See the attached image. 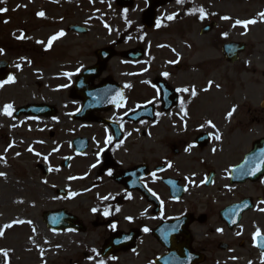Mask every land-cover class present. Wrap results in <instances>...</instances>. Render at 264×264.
I'll list each match as a JSON object with an SVG mask.
<instances>
[{
    "label": "flooded vegetation",
    "instance_id": "af4514ba",
    "mask_svg": "<svg viewBox=\"0 0 264 264\" xmlns=\"http://www.w3.org/2000/svg\"><path fill=\"white\" fill-rule=\"evenodd\" d=\"M19 1L13 4L16 10L26 6ZM113 3L116 5L115 0ZM174 3L176 0L156 11L157 19L151 29L144 23L149 7L146 0H132L128 8L117 6L123 24L104 33L105 38L116 35L117 39L93 52L86 40L90 29L86 35L67 30L75 24L87 28L88 20L84 23L81 14L84 2L76 3L74 22L70 9L57 4L56 8L64 7L61 30L65 35L59 40L65 43L60 49L55 47V70L42 73L27 70L12 52L9 41L15 27L11 30L3 26L4 21L10 24L14 14L8 15L10 5L6 4L7 11L0 17V48L4 49L0 55V83L10 76L15 82L0 88V117L6 116V104L13 105V114L27 106L49 107L41 117H6L26 120L31 126L40 125L52 141L47 153L66 151L64 157L69 163L65 170L70 174L69 185L63 190L67 199L80 193L79 197L94 202L81 209L82 218L75 215L83 235H97L99 246L95 251L88 249V256H101L106 239L118 237L123 239L125 248L133 249L113 254L107 259L112 260L110 264L133 253L147 256L146 264H159L161 259L176 264H261L264 226L256 223L254 216L263 213L259 209L264 208V177L254 182L232 181L231 171L241 163L245 152L233 151L237 159L232 162L228 160L232 150L213 152L215 135L219 133L221 139L226 136L221 129L210 130L208 116L198 113L200 89L193 84L199 81L191 82L177 63L174 70L152 66L155 54H164L166 48L163 44L149 45L148 35L161 29L165 21L158 13ZM157 20L160 27L156 26ZM51 23L52 28L56 27L57 21ZM60 32L56 30L53 35ZM98 49H110L114 56L101 66L98 76L78 86V77L88 68L98 66ZM13 88L19 92L12 93ZM6 90L9 95H5ZM85 98L88 100L83 103ZM60 135L63 139L54 145L53 140ZM109 135L112 142L105 143ZM80 139L86 140V151L78 154L73 141ZM221 139L217 144H221ZM189 145L195 147L186 151ZM216 154L223 155L220 158ZM93 164L97 167L92 168ZM205 179L207 183H203ZM105 196L107 200L103 199ZM105 210L109 215H104ZM145 227L149 229L147 233ZM257 229L261 237L254 241Z\"/></svg>",
    "mask_w": 264,
    "mask_h": 264
},
{
    "label": "rangeland",
    "instance_id": "374dc122",
    "mask_svg": "<svg viewBox=\"0 0 264 264\" xmlns=\"http://www.w3.org/2000/svg\"><path fill=\"white\" fill-rule=\"evenodd\" d=\"M20 1L26 6L16 10L13 4L10 5L8 15H14L10 24H4L3 29L13 30L12 27H15L11 31L10 41L14 40L18 30H24L27 44L21 48L20 54L22 64L27 70L53 72L57 66L54 61L57 54L55 47L60 49L65 41L54 42L55 46L50 53H42L41 50L53 32L62 29L64 7L70 9L74 22V15L77 14L74 7L79 0H52L47 4L37 0H30L28 3L27 0ZM82 1L84 4L81 14L84 23L88 20L87 26L91 30L86 40L93 52L109 40L117 39L116 35L105 38L104 33L122 25L123 20L120 12L114 10L117 8L111 0ZM185 3L203 8L210 18L201 23L198 22L199 14H184ZM54 4H63L64 7L56 8ZM41 11L45 12V17L35 18L34 14ZM261 11H264V0H184L182 4L174 3L161 10L159 15L162 18L169 15H175L176 18L148 35L149 45L163 44L166 48L164 54L163 51L155 54L152 65L155 69L174 70L173 65L179 63L191 82L199 81L193 84L199 87L201 93L198 113L207 115L206 120L215 124V128L210 130L225 131L226 138L222 137L221 144L214 142L212 145L217 152H226L225 149L237 151L239 154L248 152L253 141L264 138V110L260 108L264 101V22H260ZM223 16L231 19L224 20L221 18ZM237 19H255L258 23L248 28L234 27ZM53 20L58 25L52 28ZM209 22L216 23L215 29L200 36V28ZM99 32L102 35H98ZM38 40L44 43L38 44ZM230 41L246 45V50L236 65L226 64L220 54L222 43ZM76 42L81 43L79 40ZM157 50L156 48L155 51ZM77 53L78 50L75 54ZM48 65L52 66L47 69ZM209 90L216 91L226 101L221 108L217 109L210 104L213 99L208 98ZM11 91L19 92L16 88ZM9 92L6 90L5 95H9ZM233 107L236 112L229 119L227 114ZM45 139L46 132H42L40 125L31 126L26 121L0 117V156L5 157V160L0 161V173L5 174L0 176V231L4 232V236L0 237V249L8 251L9 264H100L101 261L107 264L108 260L104 261L99 256L85 257L88 256V249L93 250L99 246L96 243V234L83 235L65 231L58 233L50 230L43 221V212L62 208L82 218L81 209L94 203H90V199L86 200L84 196L79 197L80 193L72 199H60L54 193L55 189H65L69 185L70 171L56 170L66 151L61 149L59 152L47 153L46 148L52 141ZM62 139V135L58 136L53 140L54 145L59 144ZM29 148L33 151H28ZM36 152L41 155H35ZM233 154L234 152L228 159L229 162L237 159ZM222 155L214 156L221 158ZM45 156L48 157L47 161L44 160ZM43 161L52 169L48 178H43L36 168ZM19 220L25 223H16ZM254 220L264 226V212L256 214ZM8 224L13 226L5 228ZM141 256L129 254L119 258L117 264H144L148 257ZM0 264H4L2 255Z\"/></svg>",
    "mask_w": 264,
    "mask_h": 264
},
{
    "label": "snow or ice",
    "instance_id": "6c2138e0",
    "mask_svg": "<svg viewBox=\"0 0 264 264\" xmlns=\"http://www.w3.org/2000/svg\"><path fill=\"white\" fill-rule=\"evenodd\" d=\"M4 2H5V0H0V3H4ZM176 2H177L178 4H182V3L184 2V0H176ZM6 11H7L6 8H0V13L6 12ZM126 11H127V10H125V12H126ZM194 12H195V10H193V13H194ZM193 13H190V14H193ZM37 15H38L39 17H41V18L45 17V13H44L43 11L38 12ZM206 15H207V14L205 13V10H204L203 8H200V9H199V17H200V19H204V18L206 17ZM212 15H215V13H212ZM259 16L261 17V21H260V22H264V11H261V12L259 13ZM175 18H176L175 15H169V16L167 17L168 20H173V19H175ZM221 18L224 19V20H230V19H231V17H229V16H223V17H221ZM4 22L7 23L8 21H4ZM256 23H258V21L255 20V19H247V20H239V19H237V20L235 21V23H234L233 26H234V27H235V26H240V27H242V28H248L250 25H255ZM156 26H157V27H160V21H159V20H157V22H156ZM64 35H65V33H64L63 31H61V32L58 33L57 35H53V36L47 41V47H46L45 50H46V51L49 50V49L52 47V43H53V41L59 39L60 37H62V36H64ZM17 39L23 40V39H25V36H24L23 34H21L20 36L17 37ZM37 43H38V44H42V43H44V41H39V40H38ZM2 54H4V49L0 48V55H2ZM19 67H20V65H17V68H19ZM65 75L70 77V76L72 75V73H65ZM164 75H165V77H167V76H168V73H164ZM14 82H15V78L10 76V77H8V79L5 80L3 83H0V88H2V87L4 86V84L14 83ZM210 86H211V84H210ZM125 87H131V85H125ZM179 91H181V92H187L188 89H180ZM117 95H120V94L118 93ZM192 95H193V96L196 95L195 90L192 91ZM115 102H116V101L114 100L113 103H115ZM235 112H236V108L233 107V108L228 112V114H227V118L230 119V118L233 116V114H234ZM3 114L6 115V116H8V117H11V116L13 115V105H12V104H6V105H4V107H3ZM157 115H159V113H158ZM184 115L187 116V112H186V111L184 112ZM207 126L210 127V128H215V124H213L211 121H208V122H207ZM128 135L130 136L131 133H128ZM214 138H215V140L219 141V140L221 139V136H220L219 133H217V134L215 135ZM111 142H112V136L109 135L108 138H107V140L105 141V143H111ZM194 147H195V145H189V148L186 149V151H190L191 148H194ZM28 151L31 152V151H33V150H32L31 148H29ZM215 151H216V149L213 148V152H215ZM17 155H19V153H17ZM35 155L40 156L41 154H40L39 152H36ZM47 159H48V157L45 156V157H44V160L47 161ZM3 160H5V157H4V156H0V161H3ZM261 162L264 163V160H262ZM246 163H247V162H246ZM96 167H97V164H93V165H92V168H96ZM168 167L170 168V167H172V165L169 164ZM58 170H59V169H57V171H58ZM49 171H52V169L49 168ZM232 171H236V169H232ZM258 171H260V169H259V167L257 166L254 170H253V169H249V174H251V175H256V172H258ZM107 174H108L109 176H111V175H112V172L109 171ZM3 175H5V174H4V173H0V176H3ZM155 175H156V173H153V176H155ZM185 179H188V178L186 177ZM45 183H47V181H45ZM193 183H194V181H193ZM203 183H207V180L205 179V180L203 181ZM196 186H198V185H196ZM73 195H76V193H73ZM153 195H155V193H153ZM129 198H131V197H129ZM103 199H104V200H107L108 197L105 196V197H103ZM261 203H264V201H261ZM96 211H97V209H93V212H96ZM117 211H119V209H117ZM259 211L264 212V208H260ZM104 215H105V216L109 215V212H108L107 210H105ZM128 219L131 220L130 217H129ZM16 223H18V224H23V223H25V221L19 220V221H16ZM29 223H30V222H29ZM12 226H13L12 224H8V225H5L4 227H5V228H11ZM113 227H115V225H113ZM148 231H149V229H148L147 227H145V228H144V232L147 233ZM217 231L222 232L223 230H222V229H217ZM3 236H4V232H3V231H0V237H3ZM259 237H261V231H260L259 229H257V231H256V232L254 233V235H253V240L256 241L257 238H259ZM93 251H95V249H93ZM0 255H2L3 258H4V264H9V253H8V251H7V250H2V249H0ZM262 256H264V253H262ZM100 264H104V262L101 261ZM261 264H264V259L261 260Z\"/></svg>",
    "mask_w": 264,
    "mask_h": 264
},
{
    "label": "water",
    "instance_id": "95a60500",
    "mask_svg": "<svg viewBox=\"0 0 264 264\" xmlns=\"http://www.w3.org/2000/svg\"><path fill=\"white\" fill-rule=\"evenodd\" d=\"M152 8L150 9V18H154V15H153V9L155 8V7H157V4H154V2L152 1ZM207 30V29H206ZM204 32V31H203ZM244 49V45L243 44H227V45H225V46H223V48H222V53H223V55H225V59L227 60V61H230L231 63H236L237 62V60H238V53H240L242 50ZM261 107L262 108H264V102L262 103V105H261ZM260 144H261V149H264V148H262V144L264 143V140H261L260 142H259ZM255 147H258V146H254V149H255ZM255 152V151H254ZM253 152V153H254ZM263 156H264V153H263ZM253 158V154H251V155H249V156H247V158H246V160L244 161V163H243V167H249L251 164V162H248V160L249 159H252ZM247 162V163H246ZM254 165L255 166H258V164L256 163V162H254ZM264 172V171H263ZM246 174H247V176H249V177H253V176H255V175H251V174H249V170L247 169L246 170V172H245ZM256 174H258V172H256ZM51 217V214H49V213H46V214H44V219L46 220V223H47V219H49ZM65 218H63V217H59V220H61V223L63 222L62 220H64ZM66 220V219H65ZM48 225V224H47ZM49 227H55L56 229H57V226L56 225H48ZM62 224L59 226V228H62ZM67 226V225H66ZM107 251V250H106ZM105 251V252H106Z\"/></svg>",
    "mask_w": 264,
    "mask_h": 264
},
{
    "label": "bare ground",
    "instance_id": "6f19581e",
    "mask_svg": "<svg viewBox=\"0 0 264 264\" xmlns=\"http://www.w3.org/2000/svg\"><path fill=\"white\" fill-rule=\"evenodd\" d=\"M208 98L213 99V101L210 100V104L215 105L217 109L221 108L222 104L226 103V101L224 102V99L221 98L220 94H217V92L214 90H209Z\"/></svg>",
    "mask_w": 264,
    "mask_h": 264
}]
</instances>
